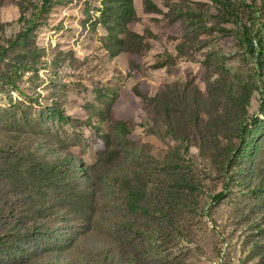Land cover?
I'll list each match as a JSON object with an SVG mask.
<instances>
[{
	"label": "rangeland",
	"instance_id": "obj_1",
	"mask_svg": "<svg viewBox=\"0 0 264 264\" xmlns=\"http://www.w3.org/2000/svg\"><path fill=\"white\" fill-rule=\"evenodd\" d=\"M0 215L39 264H264V0H0Z\"/></svg>",
	"mask_w": 264,
	"mask_h": 264
},
{
	"label": "trees",
	"instance_id": "obj_2",
	"mask_svg": "<svg viewBox=\"0 0 264 264\" xmlns=\"http://www.w3.org/2000/svg\"><path fill=\"white\" fill-rule=\"evenodd\" d=\"M128 15V11L126 12ZM121 33L120 35H122ZM130 37H133V34L128 33ZM250 46L251 47H260L262 46L261 41L258 42L256 36L253 33L248 35ZM119 39V38H118ZM111 54V52H110ZM121 52L112 53L113 56H119ZM157 113H159L158 106ZM242 134V127L237 129ZM241 144L245 145L247 142V138L245 136L241 137ZM229 145L224 149L226 154V160L228 165H232L235 163V160L238 159L237 152L239 148ZM77 167L74 165L72 160L68 158H61L41 169L40 172L42 174V181L45 184H50L55 187H58L61 190H66L68 188V182L77 175V171L75 170ZM82 195L86 192V189H81ZM89 194V193H88ZM86 195V194H85ZM144 195L139 193L137 190L126 191L125 205L127 207V214L131 213L133 215L141 216L144 214L145 208L143 207ZM36 203L34 204V206ZM31 205L30 209L34 208ZM53 211L54 207H52ZM49 216V215H48ZM7 218L15 219V215L11 213ZM47 218H52L49 216ZM4 216L0 215V264H39L33 261L35 257H38L39 248H43L47 255L52 257L59 250V241L63 238L64 233H61V229H51L47 226L43 221H31L30 223H20L22 221H15V223H9V221H3ZM18 224V226H17ZM124 224V223H123ZM53 234V235H50ZM50 236V240H46ZM57 239V242L54 239ZM44 245V247H40ZM38 254V255H37ZM116 257H108L103 262L105 264H117ZM57 264V263H50ZM118 264H126L121 259H119Z\"/></svg>",
	"mask_w": 264,
	"mask_h": 264
}]
</instances>
